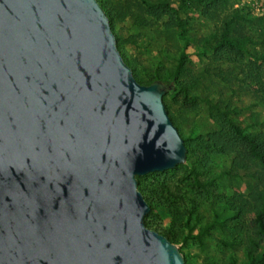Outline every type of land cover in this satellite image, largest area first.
<instances>
[{
	"label": "water",
	"instance_id": "95a60500",
	"mask_svg": "<svg viewBox=\"0 0 264 264\" xmlns=\"http://www.w3.org/2000/svg\"><path fill=\"white\" fill-rule=\"evenodd\" d=\"M96 0H0V264H185L137 177L186 148Z\"/></svg>",
	"mask_w": 264,
	"mask_h": 264
},
{
	"label": "rangeland",
	"instance_id": "374dc122",
	"mask_svg": "<svg viewBox=\"0 0 264 264\" xmlns=\"http://www.w3.org/2000/svg\"><path fill=\"white\" fill-rule=\"evenodd\" d=\"M96 1L135 80L149 86L147 80L157 76L155 82L172 85L173 93L162 101L188 150L184 164L150 179L159 198L148 228L169 233L185 264L242 263L258 249L254 220L264 201V163L250 157L231 126L264 147V63L218 41L231 16L234 36L255 34L264 23V0H202L191 6L182 18L192 42L176 78L170 76L183 42L159 4L176 9L179 0ZM212 35L215 49L205 41ZM213 221L208 234L199 233Z\"/></svg>",
	"mask_w": 264,
	"mask_h": 264
},
{
	"label": "trees",
	"instance_id": "16d2710c",
	"mask_svg": "<svg viewBox=\"0 0 264 264\" xmlns=\"http://www.w3.org/2000/svg\"><path fill=\"white\" fill-rule=\"evenodd\" d=\"M100 5V3H98ZM203 4L202 0H179L176 9L169 7L164 2H160L159 6H162L163 13L171 15L174 20V26L177 29V35L179 39L183 42L182 49L179 53L177 58L176 66L171 74V78H176L180 73L184 71L185 62L187 59V52L186 49L189 46V43L192 42L190 36L188 34V23L185 18H182V15L187 14L191 6H201ZM101 8L104 10L102 4L100 5ZM105 12V11H104ZM236 16H231L224 24L221 33L219 34V41L218 45H225L228 49H234L239 52H246L248 56L256 62H263L264 63V23H259V30L255 32L252 36H241L237 37L233 35L232 28L235 23ZM206 43L209 44L212 49H215L214 41L215 35L210 36L207 38ZM123 58V57H122ZM124 60V59H123ZM125 61V60H124ZM127 66L128 63L125 61ZM132 69V68H131ZM157 76L154 78H150L147 80V84H154L157 83L155 80ZM170 84H165L166 88ZM146 86V85H145ZM173 93L172 87L170 90L164 94L163 98L171 95ZM233 134L238 137L239 139L245 141L248 145V153L250 157L259 163H264V147L261 146L262 141L254 138L252 135L249 136L248 134H244L238 127L231 126ZM184 143V141H183ZM186 158L188 155V150L186 145ZM170 171V170H169ZM169 171L161 172V173H152L142 177H137V189L143 196V199L149 206V213L144 218L145 226L148 228V218L149 216L156 210L158 207V198H159V191L151 182V178L158 175H166ZM151 179V180H150ZM255 225L257 229V234L259 236V243L258 249L254 253L248 252L246 254L245 260L240 264H264V201L260 208V211L255 216ZM215 222H211L207 224L203 229L200 230V234H208L209 228H211ZM150 229V228H149ZM158 232V231H156ZM162 236L166 237L169 242L173 244L172 237L169 233L166 232H158ZM231 264H238L236 261L232 260Z\"/></svg>",
	"mask_w": 264,
	"mask_h": 264
}]
</instances>
